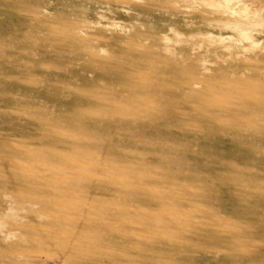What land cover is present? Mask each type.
Wrapping results in <instances>:
<instances>
[{
	"label": "rangeland",
	"instance_id": "1",
	"mask_svg": "<svg viewBox=\"0 0 264 264\" xmlns=\"http://www.w3.org/2000/svg\"><path fill=\"white\" fill-rule=\"evenodd\" d=\"M195 1L0 0V264H264V10Z\"/></svg>",
	"mask_w": 264,
	"mask_h": 264
},
{
	"label": "bare ground",
	"instance_id": "2",
	"mask_svg": "<svg viewBox=\"0 0 264 264\" xmlns=\"http://www.w3.org/2000/svg\"><path fill=\"white\" fill-rule=\"evenodd\" d=\"M260 2L261 3V9L262 10H264V1L262 2L261 0H213V4L212 5H214V6H220L222 9H223V7L225 8V9H233L234 7H236L238 4H241V5H243L245 8H247V9H249L250 7H252L251 5H252V3H254V2ZM193 2L195 3L196 1L195 0H193ZM237 4V5H236ZM220 7H219V9H220ZM120 25L121 24H117V26L116 27H120ZM214 28V27H213ZM174 29V28H173ZM211 29V28H210ZM170 30H171V28H170ZM207 30H209V29H207ZM167 31V30H166ZM164 32V31H163ZM165 33V32H164ZM175 33H176V31H175ZM177 33H178V31H177ZM181 33V32H180ZM204 33V32H203ZM209 34V33H208ZM208 34H205V35H207L208 36ZM238 35L236 36V39L235 40H233V37H231V36H229L228 38H226V37H224V38H221V36H219L220 38H219V40H218V43H223L225 40L227 41V40H230V41H228V42H230V45L229 46H231V47H235V49H239V50H245V53L246 52H248L247 50L248 49H250L251 48V46L250 45H246V46H243V47H241L240 46V44L242 43V42H246V43H250V42H252V39H251V37L248 35V34H246V33H242V32H239V33H237ZM84 35V34H83ZM165 35V34H164ZM175 35H178V34H175ZM179 36V35H178ZM177 36V37H178ZM182 35H180V37H176L177 39H181L182 40V37H181ZM206 36V37H207ZM160 37V36H159ZM166 37H168V36H166ZM205 37V38H206ZM210 37V36H209ZM161 38H163V37H161ZM169 38V37H168ZM183 38H185V37H183ZM164 39V38H163ZM187 39V38H186ZM186 39H183V40H186ZM218 39V38H217ZM158 40V39H157ZM182 40V41H183ZM163 41H165V40H163ZM166 42H168V41H166ZM166 42L164 43V44H166ZM172 42V41H171ZM171 42H170V44H171ZM177 42V41H176ZM176 42H174L175 44H176ZM185 42V41H184ZM159 43H161V42H159ZM175 44H174V46H175ZM125 45V44H124ZM123 45V46H124ZM160 45V44H159ZM168 45V44H167ZM167 47V46H166ZM169 47V46H168ZM168 47H167V49H168ZM171 47V49H172V47L173 46H170ZM159 48V47H158ZM162 49H164V48H162ZM199 49V48H198ZM159 51V50H158ZM165 51V50H164ZM171 52H174L173 50L171 51ZM244 57V56H243ZM230 58V57H229ZM112 88V87H111ZM113 91V90H112ZM121 114H122V112H121ZM119 116H121V115H119ZM123 119V118H122ZM93 121H94V118H93ZM96 122V121H95ZM98 122V121H97ZM102 123V122H101ZM106 125H108V124H106ZM113 126V125H112ZM113 128V127H112ZM121 131H123L122 130V128H121ZM118 132V131H117ZM95 133V132H94ZM119 133H121L120 131H119ZM124 133V132H123ZM85 134V133H84ZM107 134H109V132L107 133ZM83 134L81 133V136H82ZM86 135V134H85ZM87 136V135H86ZM115 136V135H114ZM84 139V138H83ZM85 139H86V137H85ZM89 139V138H88ZM97 139V138H96ZM90 140V139H89ZM94 140V139H93ZM92 141V140H91ZM95 141V140H94ZM97 141H99V140H97Z\"/></svg>",
	"mask_w": 264,
	"mask_h": 264
}]
</instances>
